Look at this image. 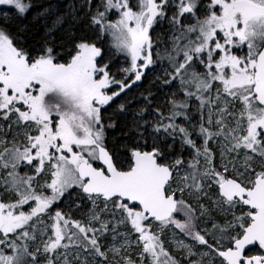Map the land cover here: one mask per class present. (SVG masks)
<instances>
[{"label":"snow or ice","instance_id":"1","mask_svg":"<svg viewBox=\"0 0 264 264\" xmlns=\"http://www.w3.org/2000/svg\"><path fill=\"white\" fill-rule=\"evenodd\" d=\"M34 7L0 0V264H264V0Z\"/></svg>","mask_w":264,"mask_h":264},{"label":"trees","instance_id":"2","mask_svg":"<svg viewBox=\"0 0 264 264\" xmlns=\"http://www.w3.org/2000/svg\"><path fill=\"white\" fill-rule=\"evenodd\" d=\"M69 3H71V0H36V7L30 10L27 14V17L18 21V23L22 27L26 26L30 30V34L38 38L39 36L43 35L46 25L51 24L54 16L49 15L47 17L33 19L37 12L43 11V8L48 6H51L53 11L58 9L59 11L63 12L66 10Z\"/></svg>","mask_w":264,"mask_h":264},{"label":"rangeland","instance_id":"3","mask_svg":"<svg viewBox=\"0 0 264 264\" xmlns=\"http://www.w3.org/2000/svg\"><path fill=\"white\" fill-rule=\"evenodd\" d=\"M54 8H55V5H54ZM109 43H110V40H109ZM107 47V45H106ZM121 60V64H123V59L122 58H119ZM126 66V65H125ZM119 133L116 131V132H112L110 133V135H118Z\"/></svg>","mask_w":264,"mask_h":264}]
</instances>
